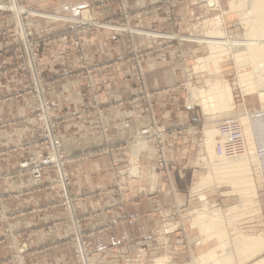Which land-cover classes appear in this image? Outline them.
Segmentation results:
<instances>
[{"label": "rangeland", "instance_id": "374dc122", "mask_svg": "<svg viewBox=\"0 0 264 264\" xmlns=\"http://www.w3.org/2000/svg\"><path fill=\"white\" fill-rule=\"evenodd\" d=\"M82 1L84 5L82 4L81 7L79 6L81 0H0V59L7 62L9 69L6 71V78H3L5 73L0 70V83L5 79L6 87L11 84L15 86L13 83L15 81L22 85L18 88L1 89L0 103L11 104L17 99L24 98L32 101L31 108L20 110L21 112L17 111V107L2 106L0 113L5 115L14 111L15 116H9L7 120L2 119L0 127L7 130L13 126H22L23 129L31 123L35 132V138L31 142L34 152L26 154L24 147L30 146V143L26 142V145L23 143L24 147L14 149L13 154L5 155L3 165H0V264H33L32 258L36 250L30 243L32 235L23 230L19 231L27 222L19 217L24 215V211L20 210L23 206V209L31 211L33 203L30 197L41 191L53 193L55 199L53 203L39 207L37 210H62V218L60 222L56 221V225L69 228L70 233L59 234L57 238L64 236V242L72 245L75 264H97L95 254L90 249L92 234L86 230L85 223L88 219L80 212L79 203L86 195H79L74 190L75 178L71 165L73 160L64 152L62 133L66 119L61 117L64 111L57 110L50 96L51 82H55L57 77L48 79L46 76L42 49L44 44L58 45L61 56L66 57L65 59L68 56L70 59L75 57L78 60L79 67L75 71H68L64 76L72 77L73 80L80 79L84 88V97L90 99L93 104L85 109L86 113L96 111L99 113L103 110L96 107L102 97L99 89L100 82L97 78L100 67L89 65L87 52L94 40L100 41L98 38L104 37L109 32L113 33V109L117 105L134 102L136 113V110L142 107L138 104L143 98L142 109L150 115L151 119L150 124L137 131L129 143L131 172L126 169L117 171L116 177L119 183H115L116 179H114L113 185L108 186V190L113 191L118 204L122 209L127 206L126 177L128 174L135 178L143 176L139 165V156L143 151L149 152L152 148L158 150V165L168 173L173 155L168 153L173 142L171 139L180 136L183 139L180 137L176 139L178 143L175 147L177 148L179 142L183 141L178 145L180 155L187 164V171H196L195 179L188 189L189 194L196 201L192 202V207L189 209H183V224H187L194 231L198 230L197 236L203 238L199 226L203 219L194 222L193 218L197 217L196 210L204 209L201 198L206 196L210 208L222 211L224 219L220 229L223 234L226 231L229 239L232 240L237 234L247 237L261 236L264 239V172L261 170L260 158L258 165L256 159L255 163L250 161L248 165L249 177L256 182L258 198L247 210L231 213L232 208L240 204L241 181L219 180L213 176L205 183L207 185H200L204 181L203 177L208 175V164L215 163L210 158L206 144L208 135L204 132L207 129H218L223 119H237L239 116L261 112L264 109L257 93L244 95L233 54L229 57L223 54L222 61H220L222 55L220 57L216 55V59L219 57L217 61L219 64L216 62L214 65L219 67H214L211 63L212 65H209L211 69L210 67L204 69L203 63L202 66L198 63V59L211 54L212 48L208 41V34L217 27L222 29L225 44L229 47L245 40L246 30L240 21L239 13L232 9L233 0H217L216 4L208 0ZM219 18L221 22L218 21ZM43 21L52 23L48 25L49 28L54 27V30L59 29V32L56 34L46 32ZM218 22L221 26H217ZM101 33L103 34L100 35ZM142 38H150L154 42L142 41ZM5 44H9L10 48L6 50ZM217 69L218 72H216ZM166 70L169 74H162ZM172 73L174 75L171 78ZM219 79L233 90L236 109L232 112L220 113L211 108L209 98L200 91L206 86V80ZM107 81L102 83L105 85ZM168 82L171 85L165 87L164 83L168 84ZM165 99H167L166 103H164ZM45 101L50 103V111H47ZM102 108H107V104ZM83 113V110H75L71 112V116L75 119ZM165 115H169V118L173 120L170 127L161 123ZM204 119L207 121L205 125L202 122ZM240 124L245 138H249L256 146L255 130L249 128L247 135L243 122ZM149 128L151 137L146 140L140 133ZM52 129H57L62 141L59 155L64 161L60 160L64 167L47 169L44 173L42 172L41 178H37L35 166L38 165V161L48 155L57 154L53 152L48 138ZM181 131H185L184 135L189 139H185ZM101 132L107 133L108 130L102 127ZM104 137L101 136V139H105ZM221 137L216 133L214 141ZM247 151L250 158L249 148ZM261 155L264 156V153L262 152ZM136 156H138V162H134ZM52 172L56 174V179L51 182L47 180V177ZM198 186H200L199 190H197ZM108 190L100 189L98 193L92 191L88 194L98 201L104 199L99 203L98 210L103 207L108 208L112 204L113 197L108 196ZM253 207L255 209L260 207L262 213L257 214ZM173 218V212H170L165 219L166 233L178 230L181 225L177 224L178 221ZM233 218L234 227L229 222ZM47 224L42 225L45 226L44 229L48 226L56 228L55 222L51 225ZM208 229L211 230L209 227ZM205 236H207L206 242L198 246L194 256L191 257L193 259L188 258L187 264H192L195 259H199L200 256L219 245V238L214 236L213 231H209ZM231 244L227 247L230 248ZM143 252H145L144 249L139 251L140 254ZM229 255L233 264L243 262L233 246ZM252 260L254 259L250 261ZM140 261L137 264H142ZM207 263L202 260L197 262V264ZM111 264L136 263L131 257L120 256Z\"/></svg>", "mask_w": 264, "mask_h": 264}, {"label": "crops", "instance_id": "0c3cea01", "mask_svg": "<svg viewBox=\"0 0 264 264\" xmlns=\"http://www.w3.org/2000/svg\"><path fill=\"white\" fill-rule=\"evenodd\" d=\"M82 4L84 5V2L81 0L79 6L82 7ZM43 22L46 32L54 34L59 32V29L49 28L48 25L52 23ZM98 39L100 41L94 40L93 45L90 46L87 57L89 65L100 67L97 78L100 82L99 89L102 93V99H99L96 107L103 110H100L99 113L96 111L97 108L94 109L96 112L86 113L85 109L93 104L90 99L84 97V88L80 79L73 80L72 77L64 76L68 71H75L79 67L78 60L75 57L70 59L68 55L65 59L66 57L60 55L58 45L44 44L42 49L46 76L48 79L57 77L55 82H51L50 96L57 110L64 111L61 117L65 118L66 121L63 125L62 137L64 152L73 160L71 165L75 178L74 190L79 195H86L79 205L80 212L88 219L85 223L86 230L92 234L90 249L95 254L97 264H111L120 256L131 257L136 264L140 260L142 264H159L158 262L187 264L188 258L194 256L198 246L202 245V242H206V237L202 228L203 238L197 236L198 230L194 231L187 224H183L182 211L192 207L194 201V197H191L188 189L195 179L196 171H187V164L184 163V159L180 155L178 145L183 141L179 142L177 148L175 147V144L178 143L176 139L180 136L171 139L173 142L168 153L173 155L168 173L158 165V150L152 148L149 152L143 151L139 156V165L143 176L135 178L128 174L126 177L128 188L125 209H122L118 204L113 191L111 193L108 190V186L113 185L114 179H116L114 180L115 183H119L116 177L117 171L126 169L131 172V147L129 143L137 131L150 124L151 119L150 115L142 109L144 106L143 98L139 100V104L135 102L142 106L136 110V113L134 102L117 105L113 109V33L109 32ZM142 41L154 42L150 38H142ZM4 48L7 50L10 45L5 44ZM59 48L61 49V46ZM157 57L160 56L157 54ZM0 70L5 73L3 78H6V71L9 69L7 62L5 63L1 59ZM167 71L162 74H169ZM172 75L174 73L171 74V78ZM3 80L0 83V90L22 87L16 81L13 82L15 86L11 84L6 87L5 79ZM106 80L108 81L104 85L102 81ZM164 84L167 87L173 84V81L171 84L170 82ZM106 104L107 108H102ZM2 106L17 107V111L27 110L31 108L32 101L27 98L17 99L11 104L0 103V109ZM75 110H83L84 113L74 119L71 112ZM12 115H14V111L5 115L0 113V122L2 119L7 120ZM169 117V115H165L161 120V123L167 127H170L171 121H173ZM181 121L183 120L181 119ZM202 122L205 125L207 121L204 119ZM20 127L13 126L7 130L0 127V165H3L5 155L15 153L14 149L24 147L23 143L25 145L26 142L30 143V146L24 147L26 154L34 152L31 143L35 138L33 125L29 123L23 129L22 126ZM102 127H105L108 132L102 133ZM181 133L185 139H189L184 135L185 131H181ZM101 136H105V139H101ZM180 139L183 138L180 137ZM55 179L56 174L54 172L47 177V180L51 182ZM100 189L108 190V196L112 195L113 199L111 198V200L113 202L108 208L103 207L98 210L99 203L104 199L98 201L88 194L92 191L98 193ZM30 198L31 203H33L30 212L23 209L24 206L22 209L19 208L24 211V215L19 218H24L27 221H25L24 228H20L19 231L23 230L32 235L30 243L36 250L35 256L32 258L33 264H75L72 245L69 242H64V236L57 238L59 234L70 233L69 228L56 225V221L60 222L62 218V210H37L39 207L54 202L53 193L41 191L32 194ZM170 212H173V219L178 221L177 224L181 225L178 230L166 233L164 224ZM193 219L195 222V217ZM28 222L29 225H27ZM52 222H55L56 228L48 226L47 229H44L45 226H42L46 223L51 225ZM53 240L55 241L51 242ZM142 249L145 252L140 254L139 251ZM204 255L197 260L195 259L196 261L194 260L192 264L201 262Z\"/></svg>", "mask_w": 264, "mask_h": 264}, {"label": "bare ground", "instance_id": "6f19581e", "mask_svg": "<svg viewBox=\"0 0 264 264\" xmlns=\"http://www.w3.org/2000/svg\"><path fill=\"white\" fill-rule=\"evenodd\" d=\"M208 1L216 4L217 0ZM232 9L233 11L238 12L241 17L240 21H242L244 29L246 30L245 40L240 43H234L231 47H229L225 44V36H223L224 33L222 29L217 27L208 34V41L210 43V47L212 48L211 54L201 58L200 60L198 59V63L199 65L203 63L202 65L204 69L210 67L209 65L211 63H213L214 67H219L218 65L214 64L219 61L220 55H222L220 57V61H222V57H224V55L229 57L230 54H233L238 66L240 83L241 87H243L244 95L257 93L264 108V0H233ZM218 21L221 22L220 18ZM220 22H218L219 25L217 24V26H221ZM216 55H219L218 59H216ZM216 72H218V69ZM205 85L206 86H204V88H202L200 91L202 94H204V96H206V98H209L208 102L211 103V108L220 113L224 111V113H228L236 109L233 90L228 84H224L222 80L219 79L216 81L206 80ZM198 93L200 92L198 91ZM205 103H207V101H205ZM208 113L207 116H209ZM257 118L264 120V109L261 112H253L243 117L239 116L237 119H231L239 121V123L243 122L246 134L248 135L249 128H253L255 131L256 129L259 130L257 124H254L253 122V120H258ZM222 121H224V119ZM204 133L208 135L206 144L208 147V152L210 153V158L215 163L208 164V175L203 177L204 181L200 185H207L205 183H207V181L213 176L219 180H239L241 181L240 204L232 208L231 213L249 209L253 205V201L258 198V191H256L257 187L255 184L256 182H254L252 177H249L250 173L248 172V165L250 161L255 163L256 159L257 165L260 163L257 146H254L252 141H250L248 138L247 143L249 146V155H251L250 158L247 155L248 151H246L244 155L236 158H227L223 156L220 157L216 152L217 142L220 139L214 141L215 134L217 133L220 135L219 126L218 129H207ZM242 135L245 137L243 131ZM221 139L222 141L230 140V136H224L221 137ZM223 143L224 142H221V145H223ZM137 157L138 156L135 157L134 160L136 161L134 162H138ZM243 178L244 180H240ZM199 187L200 186L197 187V190H199ZM202 200L204 203V209L202 208L201 210H196L197 217H195V222L203 219V222L199 224V226L202 228L205 234H208L209 231H213L214 236L218 237L220 242L216 248L205 254L201 260L205 263L208 262L207 264H233L232 258L229 255L231 247L233 246L240 259L243 260L241 264L248 262L251 259L254 260L248 262L247 264H264V257H262V255H264L263 237H247L237 234L234 236V238H232V240L229 239L227 237L226 231L223 234L222 230L220 229L222 219H224L222 211H218V209L213 210L210 208L205 196H202ZM253 209L255 208L253 207ZM254 212L261 214L262 209L257 207ZM233 221H235L234 218L233 220H229V222H231L234 227L235 224H233ZM208 227L211 230H209ZM230 227L232 226L230 225ZM205 237L207 240V236ZM228 244H231L230 248L227 247Z\"/></svg>", "mask_w": 264, "mask_h": 264}, {"label": "built area", "instance_id": "2783aa9c", "mask_svg": "<svg viewBox=\"0 0 264 264\" xmlns=\"http://www.w3.org/2000/svg\"><path fill=\"white\" fill-rule=\"evenodd\" d=\"M25 47H27L26 44H24ZM34 58V57H33ZM47 111H50V103L48 101H45L44 103ZM254 119V118H253ZM258 119V118H257ZM254 124L256 123L259 130L256 129L255 134V141L256 146L258 148V156L262 161V167L261 170L264 172V156L261 155V153H264V120L258 119L253 120ZM219 129H220V136H230V140L222 141L220 139L217 142L216 146V152L220 157H227V158H233V157H239L246 153L248 148L247 139L243 137L242 135V126L239 123V121L236 120H224L219 123ZM141 136L145 138L146 140H149L151 137V129H145L141 133ZM49 140L50 145L53 149V152L57 154H52L51 156H47L43 158L42 160L38 161V165L35 166L37 169L36 171V177L41 178L42 172L44 173L45 170L51 169V168H62L63 160L62 157L59 155V152L61 151L60 148L62 147V141L57 133V129H52V131L49 134ZM221 142H224L223 145H221ZM62 160L63 162H61ZM68 178V177H67Z\"/></svg>", "mask_w": 264, "mask_h": 264}]
</instances>
